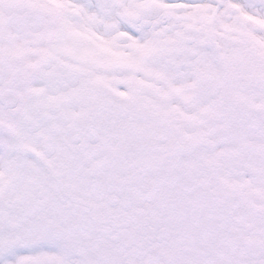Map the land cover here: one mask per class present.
<instances>
[{"label":"snow or ice","instance_id":"obj_1","mask_svg":"<svg viewBox=\"0 0 264 264\" xmlns=\"http://www.w3.org/2000/svg\"><path fill=\"white\" fill-rule=\"evenodd\" d=\"M0 264H264V0H0Z\"/></svg>","mask_w":264,"mask_h":264}]
</instances>
